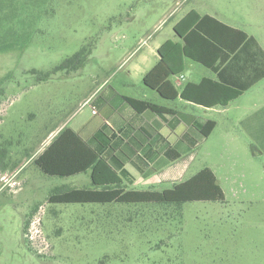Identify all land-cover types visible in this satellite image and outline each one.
Here are the masks:
<instances>
[{"label":"rangeland","instance_id":"obj_1","mask_svg":"<svg viewBox=\"0 0 264 264\" xmlns=\"http://www.w3.org/2000/svg\"><path fill=\"white\" fill-rule=\"evenodd\" d=\"M189 9L239 27L264 46V0H0V264H264V141L237 123L230 122L234 151L216 152L210 141L195 147L180 179L213 166L223 202L187 201L180 208L52 203L57 187H89V174L48 175L33 161L54 126L95 118L84 98L96 75L101 83L108 70L117 73L109 84L161 103L141 73L128 75L140 53L130 54L174 39L172 26ZM82 47L85 58L76 70L43 80L29 73L47 72ZM185 74L191 81L212 76L192 60ZM253 97L243 98L250 109ZM192 110L217 120L219 133L227 126L224 114Z\"/></svg>","mask_w":264,"mask_h":264},{"label":"trees","instance_id":"obj_2","mask_svg":"<svg viewBox=\"0 0 264 264\" xmlns=\"http://www.w3.org/2000/svg\"><path fill=\"white\" fill-rule=\"evenodd\" d=\"M173 31L180 40L168 39L163 42L157 49L160 59L143 77L145 86L155 90L162 97L174 99L179 95L185 100L205 107L225 106L240 96L256 80L252 78L241 84L233 83L222 73L225 64L232 59H239L242 52L246 53L252 47L264 56L256 40L244 30L230 26L209 14L201 15L191 9L174 24ZM84 58L85 50L82 47L47 72L31 69L29 73L35 74L37 80L47 79L58 71L78 69ZM183 58H189L209 68L216 74L215 79L203 77L199 82H187L178 93L169 77L183 71ZM251 58L253 61L252 56L246 55V59ZM259 76L257 77L264 76V72ZM123 98L138 113L145 110L156 113L168 112L167 108L147 100L129 96ZM106 125L104 123L94 133L93 140L97 141L95 146H92L90 141L84 140L78 132L64 126L34 158L35 165L48 175L68 177L90 172L91 187H57L49 195V202L101 204L119 202L127 205L150 204L180 208L187 201H225L222 187L217 182L214 172L207 166L187 179L174 183L170 188L126 189L121 179L122 175L127 174L125 169L121 166L113 167L103 156V150L109 147L111 140V137L105 134ZM198 126L201 136L206 137L214 128L215 122L207 120L205 123H199ZM114 133L121 137L119 131Z\"/></svg>","mask_w":264,"mask_h":264},{"label":"crops","instance_id":"obj_3","mask_svg":"<svg viewBox=\"0 0 264 264\" xmlns=\"http://www.w3.org/2000/svg\"><path fill=\"white\" fill-rule=\"evenodd\" d=\"M189 10L185 11L183 15ZM183 15L176 19L174 24L177 23ZM224 23L233 26L227 22ZM246 33L256 40L264 54V46L258 38L253 34ZM170 40L179 41L180 39L174 33V39ZM163 42L142 50V52L141 49L133 50L130 55L134 56L138 53L140 54L138 55V59H136L128 69V75L131 77L132 72L141 73L143 81L144 75L160 59L157 49ZM246 55L252 56L254 58L253 61L252 58L249 60L246 59ZM154 56L156 57L155 60ZM188 60L191 59L183 58L184 69L182 72L169 77L170 82L178 93L181 92L187 82H199L203 77L212 79H215L216 77V74L206 67L212 72V76H203L198 81L186 80L185 70ZM141 64L149 68L147 70H142ZM224 67L225 69L222 71L223 75L230 78L233 83L241 84L252 78H255L256 80L252 82V84L240 96L230 101L225 106L215 105L212 107H205L189 100H185L179 95L174 99H167L154 90L158 94L161 103H153L167 108L168 112L164 113H156L150 110H145L139 113L136 112L123 98V96H133L127 95L112 84H109L111 79L117 76V73H112L108 70L101 83L99 82L101 78L96 75L94 76V81L89 86L86 97L84 98L85 102L90 100V103L96 107L98 113L95 118L86 123L76 125L75 127L69 126V122L66 121L54 126V128L48 132L47 136L49 138L52 132L55 131L54 135L48 140L45 147L64 126H68L78 132L84 140L90 141V144L95 146L97 145V141L93 140V135L104 123H106L107 125L105 126L104 131L107 136L111 137V140L108 145L109 147H106L103 150V156L113 167L118 168L121 166L125 169L127 174L121 176L125 188L134 190H162L170 188L167 186L162 189L153 188V186L149 188H135L132 185H154V183L168 185L169 183L174 184L180 182V179L188 169V157L191 155L192 150L195 147L203 146L209 141L212 143V148L216 152H226L229 154L234 151L237 148V139L231 132L230 122L233 124L237 123L239 128L246 135L252 137V139L254 137L260 142L264 141V76L258 78L260 77L259 75L264 72V56H261L255 47H252L248 52H242L239 59L230 60L224 65ZM172 77L175 79L174 81L171 80ZM118 84L124 86L127 85V81L125 78H119ZM249 92H254L253 108L251 109L243 99ZM137 99L145 100L143 98ZM197 106L203 107L207 110H215L219 114H224L223 117L226 118L224 125L227 124V126L223 129L222 133H219V122L217 120L198 118L192 113L194 112L192 109L197 108ZM233 119H235L234 122ZM207 120H213L215 126L206 137H203L199 132L198 125L199 123H205ZM113 131H119L121 137L116 135ZM136 152L138 153L137 155ZM205 166L209 167L217 178L213 166L209 164H206ZM229 168L232 178L235 177L236 174L232 171V167ZM83 173H88L90 177L89 171ZM232 181L233 179L231 182ZM64 186L70 188H85ZM91 186L90 179L89 187Z\"/></svg>","mask_w":264,"mask_h":264},{"label":"built area","instance_id":"obj_4","mask_svg":"<svg viewBox=\"0 0 264 264\" xmlns=\"http://www.w3.org/2000/svg\"><path fill=\"white\" fill-rule=\"evenodd\" d=\"M90 100H87L86 102H85V104H88V103H90L89 102ZM91 105V104H90ZM91 111H92V113L93 114H97L98 112H97V109H96V107L94 106V105H91ZM34 223V222H33Z\"/></svg>","mask_w":264,"mask_h":264}]
</instances>
